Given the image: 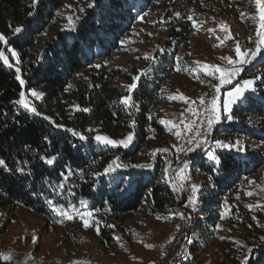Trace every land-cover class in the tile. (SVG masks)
<instances>
[{"label":"trees","instance_id":"obj_1","mask_svg":"<svg viewBox=\"0 0 264 264\" xmlns=\"http://www.w3.org/2000/svg\"><path fill=\"white\" fill-rule=\"evenodd\" d=\"M229 1L235 19L244 24L253 42H259L255 0ZM91 2L40 0L34 9L32 0H0V34L7 40L4 50L25 81L21 85L16 71L7 70L0 60V158L11 168L18 161H27L26 172L31 173L25 178L0 170V209L13 217L24 209L41 219L46 229L66 228L75 244L82 237L76 219L90 212L91 225L99 228V246L114 249L115 233L125 229L129 215L144 211L165 218L183 208L187 196L169 184L166 153L161 150L156 155L154 148L166 133L159 115L168 100V80L202 73L182 51L195 35L196 27L188 19L195 0L169 1L185 19L169 21L168 38L148 59L139 57L143 66L115 65V55L141 16L163 0H95V6L89 8ZM29 12L34 14L30 16ZM68 16L73 17L75 31L66 29ZM19 26L23 31L14 34ZM136 76L140 79L135 81L137 88L131 92L129 102L136 107H128L120 102L129 95L120 83L133 82ZM253 78L255 91L246 92L244 99L231 108L233 119L216 130V135L229 144L239 141L243 151L217 149L219 165L210 161L207 150L202 149L186 161L188 174L203 186L193 233L210 236L222 219L247 226L251 239L244 248L252 249L249 264H264V239H260L264 237V206L247 207L245 188V180L264 167V52L241 75L243 80ZM21 91L39 115L17 103ZM33 91L41 94L39 99L31 95ZM133 120L134 129L129 126ZM52 121L62 127H55ZM66 129L87 139L81 140ZM132 131L134 141L126 151L106 147L92 138L101 132L121 139ZM45 155L56 156L54 164L39 159ZM117 155L121 167L105 174ZM133 165L140 167L127 170ZM67 169L73 175L65 180L61 173L66 174ZM48 199L63 205L73 219L54 212L46 203ZM79 201L87 204L81 206ZM203 215L206 218L201 221ZM194 251L192 247L190 264L196 260Z\"/></svg>","mask_w":264,"mask_h":264},{"label":"rangeland","instance_id":"obj_2","mask_svg":"<svg viewBox=\"0 0 264 264\" xmlns=\"http://www.w3.org/2000/svg\"><path fill=\"white\" fill-rule=\"evenodd\" d=\"M169 1L171 0H163L162 4L153 6L141 16L142 18L136 23L134 29L121 43L115 55V65L130 66L135 63L143 66L139 57H149L152 51L166 39L170 33L169 21L185 19L181 13L178 18L175 16L177 10L169 5ZM190 16L193 19H188L192 23L195 22L196 31L193 38L185 46L183 45L185 48H182V51L202 74L198 73L187 79L172 77L168 80L170 83L166 85V91L169 92L168 100L161 108L159 115V121H165L162 125L166 133L161 139V144L154 148L156 155H159L161 150L166 153L165 169H168V172L165 176L167 181L169 178L173 183V188H178L187 196L183 208L177 209L176 213L165 218L152 217L144 211L129 215L124 221L125 229L115 233L117 246L114 249H104L99 246L96 229L91 225V218L87 212L83 216L89 221L88 228L83 226L80 217L76 219L82 237L81 241L75 244L72 243L66 228L56 226L50 230L46 229L41 219L24 209L18 210L14 217L0 209V264H148L164 240L172 241L176 251L184 249V242H188L190 248L195 247L194 264H241L243 257L248 255V249L244 248L248 245L246 242L251 239L247 226L231 224L226 219H222L214 228V234L210 236L201 235L199 232L193 233L192 226L197 219L196 210L193 211L191 206L186 205L191 195V186L194 184L199 188L196 208L198 207L201 199L199 192L203 186L199 180L188 174L189 167L186 158L192 152H186L188 146L180 147V141L176 135L179 129L171 122L173 115L186 107L190 101L204 95H215L221 121L212 134L214 143L204 146L201 144V147L195 151L200 149L208 151L216 146V141L229 144L222 136L216 135V130L228 120L226 115L229 113H224L223 104L228 99V92L243 83L244 80L241 79L243 71L252 67L259 54L250 64L243 65V71L234 76L230 84L221 85V73L211 74V70L206 69L204 65H215L227 74L240 66L235 63L241 59L235 51L237 44L241 51L254 50L258 40L256 43L253 42L244 24H240L235 19L229 0H195ZM258 16L260 19L259 9ZM67 24L66 29L68 30L69 22ZM176 30L178 29L175 28L174 31ZM260 30L262 29L259 26ZM3 52L9 60L8 52L6 50ZM224 57H231L234 63L229 65L227 60L223 59ZM9 64L15 70L18 68L13 66L10 60ZM133 82H121L120 85L128 90ZM216 86L220 87L219 93L216 92ZM97 135L106 136L101 132H96L92 138L94 139ZM126 136L116 140H122ZM114 148L122 151L128 149ZM217 149L230 151L221 147ZM116 157L120 158V155L115 156L113 160ZM245 185L247 207H263L264 167L248 177ZM205 218L206 215H203L200 220L203 221ZM126 234L130 237L124 238ZM146 245H152V247ZM7 254L11 255V259L5 261L2 256Z\"/></svg>","mask_w":264,"mask_h":264},{"label":"snow or ice","instance_id":"obj_3","mask_svg":"<svg viewBox=\"0 0 264 264\" xmlns=\"http://www.w3.org/2000/svg\"><path fill=\"white\" fill-rule=\"evenodd\" d=\"M40 3V0H32V7L35 9L37 7V5ZM255 3L259 9V15H260V31L257 32V36L260 38L259 42L256 45V48L253 49H247L245 51H241L240 46L237 44L236 46V53L239 57H241V59L235 61L236 64L240 65L239 67H235L233 70L229 71L227 74L224 73V71L215 66V65H204V67L206 69H210L211 70V74H215L216 72H220L221 76H220V84H230L232 82V78L234 76H237L240 74V72L243 71V65L246 64H250L252 62V60H254L256 58V56L258 54H260L261 52H264V47H262V45H264V0H255ZM95 6V0H92L91 3L88 4L89 8H92ZM81 12L84 11V9H80ZM33 12H29V15H33ZM175 16L178 18L180 16V13H175ZM190 20H192L193 18L190 16L188 17ZM68 21H69V31H75L76 30V24L73 20L72 16H68L67 17ZM76 19H79V17H77ZM193 26L195 27V22L193 23ZM14 34H18L20 32L23 31V27L19 26L16 27L14 30ZM0 42H4L7 43L6 38L4 37L3 34H0ZM9 52H11L12 56H16V53L11 50L8 49ZM146 59H148V57H145ZM154 59V58H153ZM223 59H226L227 62L229 63V65H232L234 63L233 59L231 57H224ZM0 60L3 61V63L5 65H8L9 67H11V65L9 64V60L8 58L5 56L3 51H0ZM99 67V66H97ZM180 69L177 68V71H179ZM16 72L19 73L20 69L17 68ZM17 80L20 81L21 85H24L25 81L23 79L20 78L19 75H17ZM258 78V77H257ZM140 79V76H136L133 77L134 82L128 87V91H129V95L124 96L121 98V103L125 106L128 107H136L135 104H130L129 102L131 101L132 97H131V92L137 88V83L135 81H138ZM256 78L253 79H249V80H244L242 84H238L234 90L229 91L227 96L228 99L224 102L223 104V111L224 113H230L231 112V106L235 103L240 102L242 99H244V93L248 92V91H255L253 85L255 82ZM220 91V87L216 86V92L219 93ZM20 99L17 101L18 104L22 105L25 109L31 111L32 113H35L37 115H39V113L36 112V108L35 107H30L29 104L25 101V93L23 91L20 92ZM32 96L36 97V98H40V93H37L35 91H33L31 93ZM201 103H205V101L202 99ZM83 111H89L88 109H83ZM206 112H208V115L206 116V120H207V127L211 128L214 124L219 123L221 121V113L219 112L218 108H217V104H216V97L213 96L212 100H211V108L207 109L206 108ZM44 119H49L48 117H44ZM226 119H228L229 121H231L233 119L231 114L226 115ZM161 124H164L165 121L164 120H160L159 121ZM53 125L57 128H60L62 126L60 125H56L54 121H52ZM135 120H133L131 122V124L129 125L131 128H135ZM189 131H193L192 128H188ZM66 131H71L72 134L74 136H79V138L81 140H85L87 139V137H84L83 135L75 132V130L72 129H66ZM134 131L129 132L128 135L126 136V138L122 139V140H114L111 139L107 136H102V135H97L95 136V140L104 145V146H112V147H122L124 149L129 148L133 141H134ZM177 136L180 135V133H176ZM196 137H201V133L197 130L195 133ZM44 139L48 142L51 143V141L48 139L47 136L44 137ZM206 138L201 137L200 139H189L187 141L188 145H194V146H189L186 149V152L191 153L194 152L197 148L201 147L202 143H206ZM217 147H221V148H227L229 150H232L233 148H235L236 151L238 152H242L243 148L239 147V141H237L235 144H225L222 141H216L215 142ZM207 158L210 161L215 162V164L219 165L221 163L219 157L215 154L214 150H208L206 152ZM40 160H42L44 163H46L47 165H52L54 164V162L56 161L57 157L56 156H40L39 157ZM119 157H116V159H114L105 169V174L111 173L116 171L118 168L121 167V165L118 163L119 161ZM27 161H18L17 162V166L15 168H11L8 166L7 162L5 161V159L0 158V170H2L5 173L8 174H12V173H18L20 176L27 178V176L31 175L30 172H26V168H27ZM187 162H185L186 164ZM132 167H140L139 165H133ZM143 167H151V165H144ZM82 171V170H81ZM181 171H183V169H181ZM168 169H165V174L167 175ZM71 175H73V172L71 169H67V173H61V177L63 179H68ZM59 187L61 189L64 188V184L61 183L59 185ZM175 190H179L178 188H176ZM199 191V188L197 185H192L191 186V195L188 198V205L186 206H191L192 210L195 211L196 210V206L198 203V196L197 193ZM36 194V193H33ZM248 195H252V193H248ZM46 203L52 207L54 212H57L59 215L61 216H67L68 219H73L72 215H69L67 210L64 208L63 205H58L55 204V202L52 199H48L46 200ZM82 205H86L87 202L86 201H81ZM251 207V206H249ZM88 215L90 216L91 213L89 212ZM183 216V214H181ZM159 218V217H158ZM190 219V217H188ZM80 219L83 221V226L85 228H88L89 225V221L84 219V216L81 215ZM109 227H113L111 225H109ZM97 233L99 234V228L97 227ZM177 230H179V226H177ZM118 239V238H117ZM174 239V238H172ZM221 239H223V237H221ZM261 239H264V237H262ZM34 242H35V238H34ZM147 247H152V245H146ZM248 253L251 254L252 249L248 248ZM2 258L5 261H8L11 259V255L7 254V255H3ZM249 260H250V255H245L243 257V259L241 260V264H249Z\"/></svg>","mask_w":264,"mask_h":264},{"label":"built area","instance_id":"obj_4","mask_svg":"<svg viewBox=\"0 0 264 264\" xmlns=\"http://www.w3.org/2000/svg\"><path fill=\"white\" fill-rule=\"evenodd\" d=\"M215 96V95H214ZM213 96L204 95L198 99L190 101L183 109L176 112L172 117V124L175 127H178V140L180 141V147H189L187 141L189 139H200L201 137L206 138V143L204 145H210L214 143L213 132L217 128L218 123L214 124L211 128L207 127L206 108H211V100ZM204 100L205 103H201V100ZM192 128L193 131H189L188 128ZM201 133V137H196V131ZM207 134L209 136L207 137ZM209 150H217V147L214 146ZM192 152L191 154H193ZM154 164V163H153ZM138 169V167L127 168V170ZM169 184L173 187L172 181L168 178ZM81 204V201H79ZM130 237L129 234H126L124 238ZM184 249L177 250L174 248L173 242L170 240H164L161 245L156 249L154 256L148 264H190L191 263V248L188 242L183 243Z\"/></svg>","mask_w":264,"mask_h":264},{"label":"water","instance_id":"obj_5","mask_svg":"<svg viewBox=\"0 0 264 264\" xmlns=\"http://www.w3.org/2000/svg\"><path fill=\"white\" fill-rule=\"evenodd\" d=\"M4 49H5V43L4 42H2V48H1V50L0 51H4ZM6 69L7 70H14V71H16L12 66L11 67H9V66H7L6 67ZM17 73V72H16ZM17 75H19L20 76V78L22 79V76H21V74H20V72L19 73H17ZM25 84V83H24ZM24 86V85H23ZM24 92V91H23ZM25 101L27 102V99H26V97H25ZM109 138H111V137H109ZM111 139H114V138H111ZM114 140H116V139H114Z\"/></svg>","mask_w":264,"mask_h":264},{"label":"bare ground","instance_id":"obj_6","mask_svg":"<svg viewBox=\"0 0 264 264\" xmlns=\"http://www.w3.org/2000/svg\"><path fill=\"white\" fill-rule=\"evenodd\" d=\"M8 65H6V67H7Z\"/></svg>","mask_w":264,"mask_h":264}]
</instances>
